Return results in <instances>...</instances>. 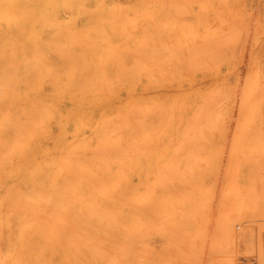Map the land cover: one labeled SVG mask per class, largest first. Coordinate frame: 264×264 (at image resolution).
Segmentation results:
<instances>
[{
	"label": "rangeland",
	"instance_id": "obj_1",
	"mask_svg": "<svg viewBox=\"0 0 264 264\" xmlns=\"http://www.w3.org/2000/svg\"><path fill=\"white\" fill-rule=\"evenodd\" d=\"M103 2L105 5L88 6L77 2L68 9L61 5L58 27L53 32L9 37L25 41L12 49L22 52L21 65L17 64L14 72L24 73L28 70L25 59L40 53L56 80L71 81L72 75L75 83L94 82L86 92L88 98L98 97L111 108L115 121L125 123L119 131L123 148L121 153H114V158L122 153L124 157L103 171L106 191L96 196L110 208L112 202L121 206L139 178V172L131 166L129 129L135 120L133 115L139 112L137 100L148 99V69L165 67L162 73L166 78L157 77L167 79V101H177L182 118L177 130L168 128L166 143L175 140L180 161L167 164L166 178L161 181L164 191L156 190L155 175L152 179V236L146 238H151L149 262L264 264V93L258 89V84L264 85V0ZM112 15L120 18L106 22L115 18ZM102 22L106 34L96 26ZM88 25L96 28L86 31ZM106 80L113 86L104 87ZM131 105L134 108L129 112L127 107ZM61 110L68 114L63 103ZM65 128L68 136L61 137L54 126L51 136L43 137L41 144L71 141L85 134L76 127L74 118L66 119ZM156 152L154 149V173ZM15 156L10 150L0 163L3 208L16 198L17 190L46 196L51 186L49 175L41 181L30 179ZM74 185L85 199L93 198L89 190ZM11 246L15 264H46L39 243L26 241ZM7 264H13L12 256Z\"/></svg>",
	"mask_w": 264,
	"mask_h": 264
},
{
	"label": "bare ground",
	"instance_id": "obj_2",
	"mask_svg": "<svg viewBox=\"0 0 264 264\" xmlns=\"http://www.w3.org/2000/svg\"><path fill=\"white\" fill-rule=\"evenodd\" d=\"M103 1L0 0V163L11 150L30 179L41 181L44 176L49 175L47 178L51 185L46 196L41 192L24 194L20 189L17 190L18 194L15 192L16 198L13 201L10 198L12 194L8 196L10 205L3 208L0 203V264H7L10 256L15 264V250L10 245L26 241L39 243L40 254L47 257L44 260L46 264H151L149 254L152 247L148 243L151 238H146L152 231V179L155 175L156 190L164 191L165 184L162 182L168 172L167 164L180 161V150L177 153L175 140L170 138L172 142L166 143L168 128L172 126L177 130L182 118L177 101L171 104L167 101V79L165 81L158 78L165 77L162 73L165 67L162 66V70L161 65H154L148 69V99L137 100L136 109L139 112L133 115L135 120L131 122L132 128L129 129L131 166L134 171L139 172V178L133 183L131 194L120 203L121 206L112 202L110 208L103 201H98L96 196L106 191V187L102 185L105 178L102 176L103 171L114 164L115 160L124 157L122 153V156L114 158V153L122 147L119 131L125 123L122 120L115 121L111 108L104 106L98 97L88 98L86 92L94 82L75 83L72 82V75L71 81L56 80L54 72L45 65L47 62L40 53L35 58L25 59L24 67L28 70H24V73L14 72L17 64L21 65L22 52L12 49L15 44L22 46L25 41L9 37L40 36L53 32L58 27L61 5H66L68 9L77 2L78 5L85 6L105 5ZM115 9H118L117 6ZM112 11L114 9L109 12L114 15ZM117 18H107L106 22ZM96 26L106 34L103 22L96 23ZM93 27L95 25L85 28L86 31H93ZM7 45L12 47L6 49ZM153 67H157V70ZM151 77H155L154 80ZM113 84L106 80L103 86L109 88ZM258 86L260 94H263L264 85ZM62 103L67 108L66 115L61 110ZM132 107L134 108L133 105L127 107V110ZM128 116L127 119L130 118ZM68 118H74L76 127L85 133L84 136L43 146L41 140L47 135L51 136L54 126L58 128L61 137H66L65 121ZM178 146L181 147V144ZM154 149L157 150L155 173ZM74 183L79 188L83 186L89 190V195L93 198L89 199L88 196L85 199V195ZM3 198L0 200L2 203ZM165 220L166 218L162 220L164 224ZM152 253L151 250V255Z\"/></svg>",
	"mask_w": 264,
	"mask_h": 264
}]
</instances>
